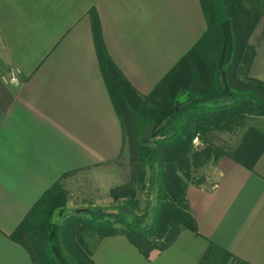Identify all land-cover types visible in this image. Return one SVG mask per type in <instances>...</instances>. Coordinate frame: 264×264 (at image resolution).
<instances>
[{"label": "crops", "instance_id": "0c3cea01", "mask_svg": "<svg viewBox=\"0 0 264 264\" xmlns=\"http://www.w3.org/2000/svg\"><path fill=\"white\" fill-rule=\"evenodd\" d=\"M91 11L112 59L143 95L208 28L201 0H0V63L20 78L0 81V264H35L10 234L66 173L122 153V121L98 60ZM256 69L252 77L264 81V68ZM215 170L213 185L187 188L197 233L184 230L148 258L126 236H107L96 264H200L210 243L264 264V150L253 168L225 155Z\"/></svg>", "mask_w": 264, "mask_h": 264}, {"label": "trees", "instance_id": "16d2710c", "mask_svg": "<svg viewBox=\"0 0 264 264\" xmlns=\"http://www.w3.org/2000/svg\"><path fill=\"white\" fill-rule=\"evenodd\" d=\"M201 2L207 31L150 95L138 92L114 62L99 17L91 11L98 60L123 132L128 130L131 136L135 173L141 182L148 179L156 186L154 215L146 225L148 214L140 211L135 190L114 188V208L89 205L55 222L54 211L65 204L61 180L75 171L66 173L10 234L29 250L35 264H96L94 252L100 241L113 235L126 236L148 258L153 250L167 249L184 230L198 232L185 178L190 154L195 158L202 154L194 152V140L264 117V81L239 74L250 35L264 17V0H251L250 8L246 0ZM183 93L185 97L180 98ZM151 124L152 134L143 137ZM151 140L153 146L148 145ZM263 150L264 132L251 128L234 152H221L217 158L227 155L253 168ZM85 235L97 236L92 249ZM200 264L248 263L210 243Z\"/></svg>", "mask_w": 264, "mask_h": 264}, {"label": "rangeland", "instance_id": "374dc122", "mask_svg": "<svg viewBox=\"0 0 264 264\" xmlns=\"http://www.w3.org/2000/svg\"><path fill=\"white\" fill-rule=\"evenodd\" d=\"M250 3L251 0H246L249 8ZM259 57L264 58V17L250 35L249 46L240 66L241 78L252 77L257 73L256 68H264V59L258 60ZM12 72V69L0 63V81L5 80L4 77ZM153 127L154 125L151 124L143 130V137H150ZM251 128L264 132V117L251 118L248 126L228 131H215L203 138L200 137L195 142L194 152L202 154L197 158L193 153L190 154L191 159L187 170L189 176H185L188 183L202 184L206 187L213 185L218 179V173L215 170L219 159L217 156L221 152L223 154L234 152L233 150ZM148 145L153 146V140L149 141ZM61 186L64 191L65 204L54 211L55 222H61L79 209L86 210L89 205H105L114 208L115 202L111 197V191L114 188L121 190L133 188L140 204V211L142 213L147 211L145 224L149 225L152 222L156 203V186L148 179L141 182L135 173L132 163L131 136L128 130L124 133L123 150L119 158L98 167L75 171L61 180ZM96 240L97 236L93 235H85L84 238L90 249L94 247Z\"/></svg>", "mask_w": 264, "mask_h": 264}, {"label": "built area", "instance_id": "2783aa9c", "mask_svg": "<svg viewBox=\"0 0 264 264\" xmlns=\"http://www.w3.org/2000/svg\"><path fill=\"white\" fill-rule=\"evenodd\" d=\"M9 80L13 83H18L20 81V78H19V72L16 71V70H13L12 73H10V76H9ZM198 140V138H196L194 140V142H196Z\"/></svg>", "mask_w": 264, "mask_h": 264}, {"label": "water", "instance_id": "95a60500", "mask_svg": "<svg viewBox=\"0 0 264 264\" xmlns=\"http://www.w3.org/2000/svg\"><path fill=\"white\" fill-rule=\"evenodd\" d=\"M80 210H82V209H80Z\"/></svg>", "mask_w": 264, "mask_h": 264}]
</instances>
